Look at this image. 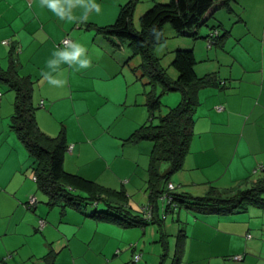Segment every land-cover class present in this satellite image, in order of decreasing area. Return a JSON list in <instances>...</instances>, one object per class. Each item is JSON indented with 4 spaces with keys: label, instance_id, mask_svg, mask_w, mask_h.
I'll list each match as a JSON object with an SVG mask.
<instances>
[{
    "label": "crops",
    "instance_id": "obj_1",
    "mask_svg": "<svg viewBox=\"0 0 264 264\" xmlns=\"http://www.w3.org/2000/svg\"><path fill=\"white\" fill-rule=\"evenodd\" d=\"M246 1L240 14L235 10L238 0L215 4L208 12L212 14L208 25H203L207 31L202 36L198 30L193 39L196 45L203 38V53L198 46L192 49L195 73L210 76L213 82L197 92L188 152L181 169L173 173L200 171L191 184L202 182V192L208 185L234 188L249 180L253 170L264 168V8L255 5L256 0ZM60 2L68 5L65 19L42 0H0V66L7 69L12 59L17 75L32 81L35 119L44 133L56 136L64 127L71 146L64 155V169L93 181L103 193L124 192L132 211L135 198L149 202L152 149L145 141H127L149 119L145 92L130 86L133 76L138 80L135 69L140 62L127 42L97 31L115 21L127 0ZM93 3L99 12L85 14L77 6ZM211 26L226 32L217 44L208 39ZM66 37L86 48L91 61L88 69L77 71V66L67 64L48 68V62L56 58L53 53L68 47L61 43ZM48 75L57 83L50 84ZM0 91L1 264H131L146 228L102 221L82 206H50L37 188L27 150L10 127L15 92L1 81ZM224 178L226 184L221 183ZM31 196L36 198L33 207L27 206ZM236 218L213 215L203 218L201 226L194 224L210 259L223 251L229 258L243 256L237 264H248L256 254V260L264 256L262 241L251 243L244 237L250 226L255 227L252 219ZM186 239L187 235L183 255Z\"/></svg>",
    "mask_w": 264,
    "mask_h": 264
},
{
    "label": "trees",
    "instance_id": "obj_2",
    "mask_svg": "<svg viewBox=\"0 0 264 264\" xmlns=\"http://www.w3.org/2000/svg\"><path fill=\"white\" fill-rule=\"evenodd\" d=\"M136 1L127 0L120 7L115 21L108 26L98 27L97 31L127 42L132 55L140 56L139 66L135 70L139 71L141 78H145L148 86V90L145 91V106L149 119L147 123L134 130L127 141L152 142L148 166L149 202L142 206L141 211L133 214L124 192L103 193L102 188L93 181L64 169L65 152L71 149L66 142L64 127L56 136H50L39 128L32 102V81L17 75L14 61L11 59L7 69L0 66V81L15 92L10 127L30 156L33 178L38 190L47 197L50 206L85 207L84 204L98 206L99 202H104L109 209L94 210L91 215L102 221L115 222L122 227L145 226L159 221L156 212L157 202L164 195L171 198V201L166 203L165 212L170 211L173 204L185 206L196 216L203 217L232 216L243 213L251 207L264 210V199L261 197L264 192V168L261 167L255 169L258 172L255 179L245 180L242 184L227 189L208 185L204 194L200 196L175 193L176 186L173 183L174 189L167 187L170 183L169 175L181 169L188 152L193 135L194 112L198 103L197 92L201 87L211 84L213 79L210 76L196 75L194 70L196 60L192 49H176L170 65L177 71V77L171 81L167 69L161 65L159 58L154 56L153 50L156 43L165 38L166 24L173 28L176 35L196 39L198 27L208 25L212 16L208 12L213 6L217 3L225 6L229 0L155 2L139 17L138 27L133 22ZM193 29L194 31L190 32ZM216 29L219 31L220 28L215 26L210 28L212 31ZM225 33V31L224 34L217 32L213 38L216 44L222 40ZM15 48L13 46V51ZM158 87L161 95L172 91L179 92L180 101L166 114L157 117L156 112L161 106ZM39 105L42 106V102ZM161 162H167L169 165L168 172L164 174L159 171ZM148 211L150 216L147 215ZM160 230L162 231V228ZM185 237V231L180 230L177 247L180 257L176 255L174 260L172 259V264L181 262ZM130 246L132 249L135 248V244ZM134 256L133 253L132 257ZM165 256L164 254L162 258ZM2 262L3 259H0V264Z\"/></svg>",
    "mask_w": 264,
    "mask_h": 264
},
{
    "label": "rangeland",
    "instance_id": "obj_3",
    "mask_svg": "<svg viewBox=\"0 0 264 264\" xmlns=\"http://www.w3.org/2000/svg\"><path fill=\"white\" fill-rule=\"evenodd\" d=\"M168 1L169 0H137L136 6L134 8V16H133L134 17L133 21H134L135 26L136 27L139 26V17L151 5H153V3L155 2L166 3ZM238 1H240V5L236 6L237 8H235V10L237 11L238 14H240V12L243 9V5L244 6L247 5L248 1L246 0H238ZM256 4L264 8L263 0H256L255 5ZM164 28H165L164 29L165 38L162 41L156 43L157 45L155 46L153 50V54L154 56L159 58L161 65L167 69L169 78L171 79V81H173L177 77V71L172 67V65H170L173 59L174 50L193 49V47L198 46L200 48V50L198 51L203 53V46L201 43L203 38H199L201 40L197 41L195 45L192 37L176 35L175 31L169 24H166ZM207 29L208 27L203 26V25L198 27V30H201L199 35L203 36V31L204 30L207 31ZM193 31L194 29L190 32H193ZM135 60H137L139 63L140 56H136ZM134 64L135 62H132L130 65L133 66ZM198 66H200L198 68V71L199 72L203 71L200 69L201 67L203 68V62L198 63ZM130 86L131 87L134 86V91H143V94L145 91L148 90V86H146L145 78H141L139 71H138V80L136 81L135 76H133V81L131 82ZM159 90L160 88L158 87L157 88L158 93H159ZM143 94L142 96H144ZM159 95H161V93H159ZM179 101H180L179 92L172 91V92H167V93L162 94L160 96L161 106H160V109L156 112V116L158 117L160 115L166 114L167 111L170 108L175 107L179 103ZM140 142H144L145 144L152 145V143L149 142V140H143ZM168 168L169 166L167 162L159 163L160 172L163 173L167 171ZM181 173L182 172H177V173H172L169 175V181L174 183V185L176 186V189L174 190L175 193H179V194L188 193L193 196H200L204 194V192H202L203 191L202 190L203 187L201 184L202 182H198V183L194 182L196 183V186L191 184V181H192L191 179L196 178L198 175H200L201 174L200 171L196 172L193 170H185L182 173L183 178L180 177ZM257 175H258L257 171L253 170L252 176H250L249 178L255 179ZM181 180L185 181L186 184L181 182ZM226 182L227 180L226 178H224L221 183L226 184ZM229 187L222 188V189H227ZM261 197L264 199V192L261 194ZM137 198H135V200L132 202L134 203V206L132 207L133 213L134 211L135 212H138L139 210L141 211L142 205H145L147 201L146 199L145 201L143 200L140 201V199H137ZM163 203L166 204L167 201H163L161 203L157 202L158 208L156 212L159 215L158 216L159 221H157L158 220L157 219L156 220L157 222L144 226V228H146L145 229L146 236H145L144 242L140 244L139 250L134 252V254L139 255L140 258L139 260L134 261V263H132L133 257H130L131 264H145V263L171 264L172 259L174 260V257H176V255L180 257L179 253L177 252L180 230L185 231L187 235L186 248H185L186 250H185V254L182 255L180 264H237L236 260H234L232 257L229 258L227 256H224L228 252L223 251V250H221L223 252H219L220 253L219 256L211 257V259L209 258L208 256L209 251H207L206 248L203 247V241L198 238L199 228L197 226H194V224L201 226V222H203V218H207V217L196 216L193 211L179 204H176V207H174V204H173L171 207V210L168 212H165L162 209ZM84 205H85L86 210L88 209V211L90 210L91 211H94V210L104 211L106 209H109L104 202H99L98 206H94L91 204H84ZM111 211H114V210L112 209ZM163 216L164 218H161ZM233 216L234 217L237 216L238 218L236 219L245 220L246 222L249 221V219H252V222H254L255 227L253 228L252 226H250V229L246 232L244 237L248 242L251 241V243H253L254 241H257V242L262 241V244L264 245V210L251 207L243 213L235 214V215L228 216V217H233ZM163 225L165 228H163ZM161 228L164 232L163 234L161 233V230H160ZM247 233H249L248 235L251 234L250 237H248ZM261 253L264 255V250H262ZM164 254L166 256L165 258H162ZM255 257L257 258L258 255L256 254ZM256 258L254 259L250 258L248 264H253V261L255 264H264V256L263 257L260 256L262 260L257 259L258 260L257 261Z\"/></svg>",
    "mask_w": 264,
    "mask_h": 264
},
{
    "label": "clouds",
    "instance_id": "obj_4",
    "mask_svg": "<svg viewBox=\"0 0 264 264\" xmlns=\"http://www.w3.org/2000/svg\"><path fill=\"white\" fill-rule=\"evenodd\" d=\"M43 4L47 6L54 14H56L61 19L66 18V13L68 11V5L63 4L60 0H42ZM78 7L82 8L84 13L89 11L99 12L100 8L98 5L93 4H79ZM67 18L71 19L70 16ZM56 57L48 62V68L55 70L60 67L61 64H67L74 67L75 70L88 69L91 66V61L87 56L86 48L79 43H72L68 47L58 49L53 53ZM48 82L50 84L57 83L50 75H48Z\"/></svg>",
    "mask_w": 264,
    "mask_h": 264
},
{
    "label": "built area",
    "instance_id": "obj_5",
    "mask_svg": "<svg viewBox=\"0 0 264 264\" xmlns=\"http://www.w3.org/2000/svg\"><path fill=\"white\" fill-rule=\"evenodd\" d=\"M216 35H217V31H216V30H213V31L210 33L209 37H208L209 41H210V42H213V41H214L213 38H214V36H216ZM61 43H62L64 46H69V45L72 44L73 42H72V40H71L69 37H66V38H64V39L62 40ZM3 44L8 45L9 42H8V41H3ZM0 97H1V91H0ZM70 148H71V147H70ZM167 187H168V189H174V185H173L172 183H168ZM161 200H163V201L165 200V201H167V202H170V201H171V198L168 197L167 195H164V196H162ZM27 204H28L29 206H34V205L36 204V198H35L34 196H31V197L29 198ZM147 215L150 216V211H148ZM43 223H44V221H43V220H40V226H43ZM248 237H250V236H248ZM139 258H140L139 255H135L134 258H133V260H134V261H137V260H139ZM233 259H234V260H241V259H242V256H234Z\"/></svg>",
    "mask_w": 264,
    "mask_h": 264
}]
</instances>
